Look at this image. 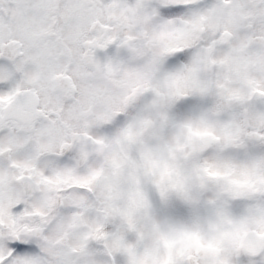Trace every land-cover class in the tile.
I'll return each instance as SVG.
<instances>
[{
    "label": "snow or ice",
    "instance_id": "snow-or-ice-1",
    "mask_svg": "<svg viewBox=\"0 0 264 264\" xmlns=\"http://www.w3.org/2000/svg\"><path fill=\"white\" fill-rule=\"evenodd\" d=\"M0 264H264V0H0Z\"/></svg>",
    "mask_w": 264,
    "mask_h": 264
}]
</instances>
